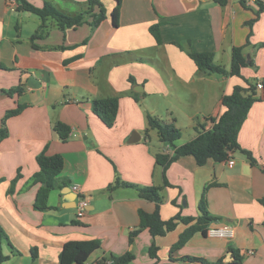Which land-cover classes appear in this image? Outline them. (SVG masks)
Returning a JSON list of instances; mask_svg holds the SVG:
<instances>
[{
  "label": "crops",
  "instance_id": "1",
  "mask_svg": "<svg viewBox=\"0 0 264 264\" xmlns=\"http://www.w3.org/2000/svg\"><path fill=\"white\" fill-rule=\"evenodd\" d=\"M48 1L75 14L89 0ZM102 1L107 18L97 27L85 23L63 31L49 20L50 32L32 41L41 18L20 9L17 0H0V132H8L0 142V226L7 234L1 245L8 256L2 264H61L60 252L72 240L100 241L82 264L104 259L112 264V256L128 251L135 255L130 264H233L230 248L243 256L239 264H264V86L257 85L264 83V4L122 0L115 26L111 12L117 0ZM154 24H160L162 43L151 32ZM238 46L253 61L241 76L204 74L189 55L191 49L212 52L216 64L230 69ZM236 85L253 86L247 93L258 96L239 132L240 145L257 163L241 150L233 154L234 165L209 159L200 166L187 155L171 163L165 184L156 155L173 154L175 147L160 140L157 128H149V115L179 127L183 135L175 144L182 145L198 130L214 126L226 111L223 97ZM15 86L22 91L5 92ZM110 96L119 97L112 127L92 109L95 98ZM19 105L22 111L4 120ZM58 122L69 126L67 139L57 131ZM44 150L61 154L65 164L61 184L49 192L48 208L39 209L42 184L34 176ZM75 184L90 200L82 216ZM149 186H162L163 220L179 213L198 216L209 186L208 209L218 218L210 227L230 224L234 236L197 232L172 251L187 228L180 223L155 239L159 249L152 257L149 228L130 241L140 211L157 209L156 201L139 193V187Z\"/></svg>",
  "mask_w": 264,
  "mask_h": 264
},
{
  "label": "trees",
  "instance_id": "2",
  "mask_svg": "<svg viewBox=\"0 0 264 264\" xmlns=\"http://www.w3.org/2000/svg\"><path fill=\"white\" fill-rule=\"evenodd\" d=\"M17 2L20 9L34 13L42 20L40 27L31 37L32 41L37 38H43L50 32L51 23L48 22L49 20L52 21L54 26L65 31L68 28L78 27L85 23L97 27L107 18V10L102 0H89L84 8L75 14H70L61 10L48 0H44L42 6L35 5L32 0H17ZM121 3L122 0H117V5L111 12V18L115 26L119 25ZM96 7H99V11H96ZM151 32L157 43H162L160 24L152 25ZM59 47L66 48V46L63 45ZM189 55L196 62L199 70L204 74L217 73L222 75L241 76L242 69L249 64H253V61L248 62L247 56L244 53V47L241 46L233 48L232 65L230 69H226L225 67L216 64L212 52H202L191 49ZM251 89L254 90L253 86L247 89L243 86L236 85L230 94L223 97V104L226 106V111L221 115L214 126L208 130H198L199 133L196 137L179 146H177L175 142L181 139L183 135L181 129L173 122H165L155 116L149 115V128H157L160 140L166 145L175 147L173 154L158 153L156 155L157 163L163 166L165 184L168 185L166 171L171 163L178 158L187 155L194 156L197 164L203 166L209 159L225 161L229 157L230 151L235 152L241 150L248 156L253 164L257 163V159L253 156L252 152L244 149L239 143V132L248 117L251 107L258 99L255 91L247 93L248 90ZM21 91V86H15L5 90L9 95ZM22 109L23 106L19 105L18 108L7 111L4 120L8 117L19 114ZM92 109L103 119L107 126L112 127L115 124L119 111V97L110 96L105 98H95L92 101ZM56 129L63 139H67L70 132L69 126L62 122H58L56 124ZM7 134V130H1L0 142L7 136ZM37 161L40 170L35 174L34 182L41 183L42 186L39 189L35 207L44 209L48 208L47 200L49 192L61 184V179L58 176L64 168L65 161L61 154L50 155L46 150L42 151L37 156ZM19 177L20 173L12 181L11 187L8 190L10 194L13 193V185ZM125 185L128 184L125 183ZM208 188L209 186L205 188L199 201L198 206L200 213L198 216H183L179 213L169 220H163L159 210V203L162 200L160 194L162 186L139 187L140 195L156 201L158 206L154 212L140 211V225L138 229L130 233V241L132 242L134 240L135 236L141 231V229L149 228L154 238V241L149 248V252L152 257H156L159 246L155 239L175 230L180 223L186 224L187 228L180 234L178 241L171 247L172 251L186 244L197 232L207 234L210 225L218 220V218L213 216L208 209V201L206 198ZM2 238H7V234L0 226V264L8 259V256L2 251ZM99 247L100 241L98 240L68 241L64 244L60 252V263H85L90 255ZM230 253L233 264L241 263L243 256L238 250L230 248ZM134 257L135 255L133 252L128 251L120 256H112L110 260L112 264H130ZM188 258L198 260L196 257ZM106 261L107 260L104 259L97 262V264H104ZM217 264H222V260Z\"/></svg>",
  "mask_w": 264,
  "mask_h": 264
},
{
  "label": "built area",
  "instance_id": "3",
  "mask_svg": "<svg viewBox=\"0 0 264 264\" xmlns=\"http://www.w3.org/2000/svg\"><path fill=\"white\" fill-rule=\"evenodd\" d=\"M250 1H261L264 4V0H250ZM259 88H262L264 86V83L260 81L258 84ZM174 153V150H172ZM234 152H229V157L224 161L228 165H234L235 164V158L233 156ZM73 189L79 194V203H78V214L82 216L84 212L87 209V206L89 205V198L83 194L81 191V187L78 184H75L73 186ZM208 234L210 236H219V237H226V238H232L234 236V228L230 224H223L220 226H211L208 229Z\"/></svg>",
  "mask_w": 264,
  "mask_h": 264
},
{
  "label": "water",
  "instance_id": "4",
  "mask_svg": "<svg viewBox=\"0 0 264 264\" xmlns=\"http://www.w3.org/2000/svg\"><path fill=\"white\" fill-rule=\"evenodd\" d=\"M247 59H248V62H250V61H251V60H250V56H249V55L247 56Z\"/></svg>",
  "mask_w": 264,
  "mask_h": 264
},
{
  "label": "rangeland",
  "instance_id": "5",
  "mask_svg": "<svg viewBox=\"0 0 264 264\" xmlns=\"http://www.w3.org/2000/svg\"><path fill=\"white\" fill-rule=\"evenodd\" d=\"M103 2V1H102ZM104 3V2H103ZM238 151V150H237Z\"/></svg>",
  "mask_w": 264,
  "mask_h": 264
}]
</instances>
